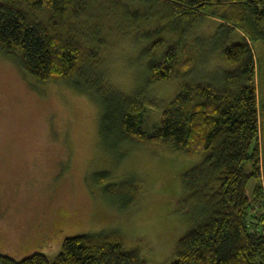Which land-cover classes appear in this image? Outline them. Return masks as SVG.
Instances as JSON below:
<instances>
[{
    "label": "trees",
    "instance_id": "trees-1",
    "mask_svg": "<svg viewBox=\"0 0 264 264\" xmlns=\"http://www.w3.org/2000/svg\"><path fill=\"white\" fill-rule=\"evenodd\" d=\"M203 16L218 18L217 29L193 35ZM127 34L151 41L149 81L134 95L114 86L106 66L108 48ZM258 41H264V0L0 2V50L39 82H63L89 94L102 107L105 140L160 144L201 158L182 179L181 209L195 224L178 241L170 264H264V211L253 205L255 199L264 208ZM212 54L222 64L208 79L197 78L199 63ZM173 79H181V87L161 108L148 89ZM153 108H161L160 119L149 131L144 121ZM130 190L132 203L140 190ZM0 264L149 263L139 249L126 246L120 232L107 231L66 237L54 259L43 252L20 260L0 254Z\"/></svg>",
    "mask_w": 264,
    "mask_h": 264
},
{
    "label": "rangeland",
    "instance_id": "rangeland-1",
    "mask_svg": "<svg viewBox=\"0 0 264 264\" xmlns=\"http://www.w3.org/2000/svg\"><path fill=\"white\" fill-rule=\"evenodd\" d=\"M219 22L203 16L192 33L209 35ZM138 37L121 35L106 52L109 78L127 95L141 92L149 81L151 41ZM235 38L241 39L240 32ZM253 45L264 74V41ZM220 64L219 55L212 54L195 76L208 79ZM181 82H158L148 90L162 108ZM257 82L263 88L264 75ZM161 108L147 112V130L159 122ZM101 115V105L89 94L63 82H39L0 50V254L20 260L43 252L54 259L66 237L118 231L149 264L175 258L178 241L195 224L181 209L182 179L201 158L148 142L116 145L100 135ZM133 185L140 194L131 203ZM254 186L252 178L251 197ZM253 205L264 211L258 200ZM59 226L63 230L40 247Z\"/></svg>",
    "mask_w": 264,
    "mask_h": 264
},
{
    "label": "flooded vegetation",
    "instance_id": "flooded-vegetation-1",
    "mask_svg": "<svg viewBox=\"0 0 264 264\" xmlns=\"http://www.w3.org/2000/svg\"><path fill=\"white\" fill-rule=\"evenodd\" d=\"M63 230V228L61 227V226H59V227H57L56 229H55V231L56 232H52L51 231V233H48V235L47 236H45L43 239H41L40 241H39V243H38V245L40 246V247H44V246H46V245H48V243H50V239L51 238H54L60 231H62Z\"/></svg>",
    "mask_w": 264,
    "mask_h": 264
}]
</instances>
